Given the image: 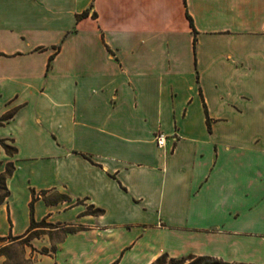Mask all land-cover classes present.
Segmentation results:
<instances>
[{
    "label": "crops",
    "instance_id": "crops-1",
    "mask_svg": "<svg viewBox=\"0 0 264 264\" xmlns=\"http://www.w3.org/2000/svg\"><path fill=\"white\" fill-rule=\"evenodd\" d=\"M1 177L30 264H264V0H0Z\"/></svg>",
    "mask_w": 264,
    "mask_h": 264
},
{
    "label": "rangeland",
    "instance_id": "rangeland-1",
    "mask_svg": "<svg viewBox=\"0 0 264 264\" xmlns=\"http://www.w3.org/2000/svg\"><path fill=\"white\" fill-rule=\"evenodd\" d=\"M89 211H92L93 208L88 207ZM52 225L41 224L39 229H36L31 233V236L34 234L40 235L41 233H50L54 242L62 238L63 234L66 232L67 227L61 229H54ZM30 243L27 239L16 240V241H5L0 242V253H4L8 258L9 264H30L32 255L34 254V249H32L31 256L29 257Z\"/></svg>",
    "mask_w": 264,
    "mask_h": 264
},
{
    "label": "trees",
    "instance_id": "trees-1",
    "mask_svg": "<svg viewBox=\"0 0 264 264\" xmlns=\"http://www.w3.org/2000/svg\"><path fill=\"white\" fill-rule=\"evenodd\" d=\"M87 12H84L81 16H85ZM192 26L194 27L193 20L191 19ZM59 49V47H58ZM5 188L4 186V177L0 178V190H3ZM1 197V196H0ZM92 208V207H91ZM94 213H102L103 209L101 208H95L92 210ZM41 224H48L55 227L56 225L46 222L45 220L42 222H36L34 219L31 224V228H35L40 226ZM74 228H69L67 230H72ZM66 230V231H67ZM37 235V234H34ZM151 264H252L247 262H239V261H228L224 260L218 257H213L209 255H195L190 254L183 257H171L168 253H163L160 255L155 261H153Z\"/></svg>",
    "mask_w": 264,
    "mask_h": 264
},
{
    "label": "built area",
    "instance_id": "built-area-1",
    "mask_svg": "<svg viewBox=\"0 0 264 264\" xmlns=\"http://www.w3.org/2000/svg\"><path fill=\"white\" fill-rule=\"evenodd\" d=\"M156 141L159 146L164 147L167 143V135L164 133H158L156 135Z\"/></svg>",
    "mask_w": 264,
    "mask_h": 264
}]
</instances>
